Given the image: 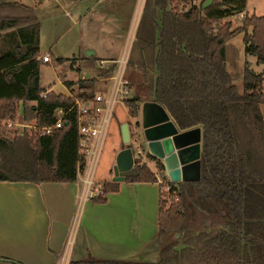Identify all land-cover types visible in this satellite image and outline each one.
I'll list each match as a JSON object with an SVG mask.
<instances>
[{
  "label": "trees",
  "instance_id": "1",
  "mask_svg": "<svg viewBox=\"0 0 264 264\" xmlns=\"http://www.w3.org/2000/svg\"><path fill=\"white\" fill-rule=\"evenodd\" d=\"M248 1L145 0L123 76L135 94L124 104L136 125L141 105L152 102L181 130L202 126L203 134L201 180L160 185L161 248L153 264H264V70H255L264 66V16L247 15L236 28L224 22L246 12ZM240 35L244 57L231 56ZM41 55L35 9L0 0V182L73 184L87 167L75 104L93 100L98 79L66 82L69 95L47 90L41 86ZM79 62V73L110 78L116 70L98 66L94 56ZM58 109L68 112L62 128L10 138L15 133L7 124L19 113L40 131L55 124ZM135 170L127 181L158 182L141 159H135ZM118 191V183H103V194L93 200L105 203ZM71 264L141 263L90 257Z\"/></svg>",
  "mask_w": 264,
  "mask_h": 264
},
{
  "label": "crops",
  "instance_id": "2",
  "mask_svg": "<svg viewBox=\"0 0 264 264\" xmlns=\"http://www.w3.org/2000/svg\"><path fill=\"white\" fill-rule=\"evenodd\" d=\"M14 30L16 29L2 33ZM129 52L122 60L124 71ZM46 53L49 52L42 51L40 57ZM261 112L264 117V105L261 106ZM133 121L136 125V120ZM197 132L189 139V160L198 156L201 128ZM134 134L138 146L144 147L139 139L138 128ZM144 151L148 154L145 148ZM148 162L157 167L156 160L147 158V165ZM114 164L116 166L117 160ZM150 169L157 175L158 180L166 179L164 171L158 170L163 174L160 177L151 167ZM89 171L90 165L87 162L85 172L73 184L16 185L0 182V264H71L87 261L90 257L141 264L158 261L155 258L160 254L161 248V184L135 183L125 179L118 183V192L109 194L105 203H97L86 196L84 180ZM94 173L95 170L93 176ZM85 175L86 178H83ZM80 180L83 183L82 188ZM79 208L80 213L77 215ZM72 232L74 239L70 240Z\"/></svg>",
  "mask_w": 264,
  "mask_h": 264
},
{
  "label": "rangeland",
  "instance_id": "3",
  "mask_svg": "<svg viewBox=\"0 0 264 264\" xmlns=\"http://www.w3.org/2000/svg\"><path fill=\"white\" fill-rule=\"evenodd\" d=\"M1 1L7 3L14 0ZM17 1L35 9L41 23L42 51L43 53L46 51L50 53L51 62L42 63L41 65V86L56 93L69 95L72 93V90H69L66 82L74 83L80 79L88 80L96 77L99 82L97 93H107L112 85L111 78L115 75V72L112 73L110 78L100 77L89 70H84L85 74L79 73L77 71L79 64L81 65L79 60L87 57L89 52H93L98 66L105 70L115 67L117 71L121 66L122 60L128 55L136 26H138L139 14L140 11L141 13L143 11L145 0ZM212 1L214 0H206L205 5L210 4ZM196 2L199 4L201 0H196ZM247 15L264 16V0H249L243 18L235 16L228 18L224 22H231L233 28H236ZM242 37L240 35L232 41L233 45L230 48L231 56L242 53L244 57ZM59 59H63L64 61L59 64ZM73 60H76L74 65ZM237 61L238 63H242L243 59L239 58ZM252 65L254 66V64ZM255 70H264V66L256 67ZM127 91L124 99L134 96L135 91L133 88L128 87ZM73 93H77V86H73ZM124 99L119 95L112 109L110 123L102 143L93 176L96 184L97 182H114V178L116 177L114 163L117 160L118 154L123 150L132 149L135 158L140 159L136 155L138 144L134 139V132L138 127L134 124L129 109L124 104ZM126 125L129 126L131 136L129 143H126L123 137V128ZM7 128L15 133V135L10 137L11 139H14L15 136L21 137L23 135L31 138L33 135L40 133L33 121L23 120L21 113H19L17 121L7 124ZM141 160L145 162L147 157H142ZM148 165L160 177L163 176L160 171L158 172L155 164L148 162ZM83 178H86V175ZM168 182V178L166 177V179L162 180L161 185L166 186ZM26 183L28 184V182L15 184L25 185ZM79 184L82 188V180H80ZM187 200L194 203L190 195L187 196ZM79 211L80 208L77 215H79ZM194 218L202 219L199 216L196 217V215ZM177 236L179 238L178 234ZM73 239L74 233L72 232L70 240ZM159 255L155 258L158 261L160 259Z\"/></svg>",
  "mask_w": 264,
  "mask_h": 264
},
{
  "label": "water",
  "instance_id": "4",
  "mask_svg": "<svg viewBox=\"0 0 264 264\" xmlns=\"http://www.w3.org/2000/svg\"><path fill=\"white\" fill-rule=\"evenodd\" d=\"M94 56L89 52L87 57ZM199 128L181 130L171 115L156 103H145L141 107V120L138 123L139 139L143 142L148 154L164 166V172L170 183L199 182L202 175L200 155L203 150V134L200 137L198 156L189 160L188 149L191 146L190 136L199 133ZM126 143L131 141L129 126L123 128ZM114 182L125 181L127 177L137 175L135 170L134 151L123 150L117 156Z\"/></svg>",
  "mask_w": 264,
  "mask_h": 264
},
{
  "label": "built area",
  "instance_id": "5",
  "mask_svg": "<svg viewBox=\"0 0 264 264\" xmlns=\"http://www.w3.org/2000/svg\"><path fill=\"white\" fill-rule=\"evenodd\" d=\"M244 15L245 12L236 16H240L243 18ZM39 60L45 63H50L51 58L49 56V53H46L42 57H39ZM114 74L115 77L113 76L111 78L112 85L107 93H96L93 97V100H91L90 102L77 101L75 104V106L78 108V114L80 116V149L81 153L85 156L87 162L90 165V173L84 180V184L86 187V196L91 200L103 194L102 185L96 184L93 180V171L96 168L99 154L102 148V143L107 133L112 109L117 102L118 96L121 95L124 99V95L128 92L127 84L123 78L124 61L121 62L120 68L115 71ZM43 96L46 97V94H44ZM67 115L68 112H66L64 109H58L55 113V124L50 127H45L39 132L42 135H46L53 133L56 129L62 128L63 122ZM9 124H12V122H10ZM136 155L140 159L142 157H147V154L144 151V147L140 145L137 146ZM158 182L162 184V180H159Z\"/></svg>",
  "mask_w": 264,
  "mask_h": 264
}]
</instances>
